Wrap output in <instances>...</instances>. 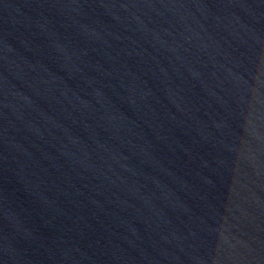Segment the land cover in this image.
<instances>
[{
  "label": "water",
  "instance_id": "obj_1",
  "mask_svg": "<svg viewBox=\"0 0 264 264\" xmlns=\"http://www.w3.org/2000/svg\"><path fill=\"white\" fill-rule=\"evenodd\" d=\"M0 264H264V0H0Z\"/></svg>",
  "mask_w": 264,
  "mask_h": 264
}]
</instances>
